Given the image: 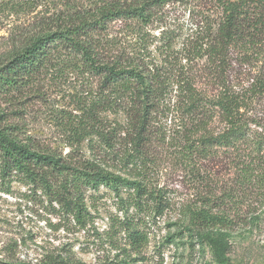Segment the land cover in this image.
Instances as JSON below:
<instances>
[{
	"label": "rangeland",
	"instance_id": "1",
	"mask_svg": "<svg viewBox=\"0 0 264 264\" xmlns=\"http://www.w3.org/2000/svg\"><path fill=\"white\" fill-rule=\"evenodd\" d=\"M99 1L0 0V65L27 38L55 28L58 17ZM205 2L171 0L156 10L145 31L151 40V74L156 70L166 76L186 74L196 80L202 97L213 99L219 92L215 68L193 56V60H183L202 14L207 15ZM101 34L102 59H123L138 50L140 33L125 22L110 23ZM169 46L172 50L166 55ZM48 69L28 89L13 97L1 96L0 112L49 152L100 160L104 168L129 177L118 164V156L127 151L119 134L113 149L95 136L82 141L79 150L70 145L73 127L86 120L85 110L105 92L103 80L89 74L76 59ZM223 70L228 88L241 100L238 117L244 138L233 148L217 150L198 167L186 166L167 145L156 148L158 161L147 176L153 189L161 190L170 203L163 215L152 219L138 214L122 202L125 193L118 197L102 186L88 192L91 217L79 224L53 209L55 205L40 191L0 177V258L13 254L16 260L36 262L50 253H61L85 264H216L208 249H192L182 213L188 206H201L208 193L214 192L213 211L225 214L231 223L227 228L229 264H264V48L248 54L231 52ZM175 96L172 92L157 115L156 127L167 136L179 129ZM98 117L112 125L122 120L109 112H100ZM223 127L217 117L210 124L212 132ZM132 220L144 234L136 247L126 231L125 222Z\"/></svg>",
	"mask_w": 264,
	"mask_h": 264
},
{
	"label": "trees",
	"instance_id": "2",
	"mask_svg": "<svg viewBox=\"0 0 264 264\" xmlns=\"http://www.w3.org/2000/svg\"><path fill=\"white\" fill-rule=\"evenodd\" d=\"M170 1L100 0L93 6L81 7L58 17L55 28H46L27 38L0 65V97H13L28 89L48 68L68 58L81 61L89 74L100 77L105 92L85 110L86 120L73 127L70 145L73 150H79L82 141L95 136L108 149H113L119 134L126 141L127 151L118 156V164L130 176L126 178L104 168L100 160L49 152L37 145L20 124L10 123L0 112L2 180H16L34 192L40 191L55 205L53 209L79 224L87 223L91 217L86 203L88 192L98 191L102 186L118 197L125 193L126 198H121L123 203L138 214L155 219L170 208L162 191L154 190L147 176L150 166L158 161L156 148L167 145L186 166L198 167L203 160L217 154V150L233 148L244 138L238 117L241 100L228 88L223 68L228 65L231 52L248 54L264 48V0H205L207 15L202 14L196 38L183 60L188 62L193 56L209 61L215 68L219 92L213 99L202 97L196 80L186 74L166 76L158 70L151 74L148 46L151 40L145 30L153 22L156 10ZM114 21L136 29L140 43L132 55L123 59L114 56L107 61L102 59L99 38ZM172 92H176L178 102L179 129L174 136H167L156 127L157 115ZM100 112L116 114L122 120L112 125L99 120ZM215 117L224 124L218 133L210 129ZM215 195L209 192L201 206L186 207L182 212L184 227L192 238L189 243L193 250L208 249L216 264H229L231 245L227 228L231 223L225 214L213 211ZM133 223V220L125 222L136 247L144 234ZM0 264L85 263L69 255L50 253L36 262L19 261L9 254L0 258Z\"/></svg>",
	"mask_w": 264,
	"mask_h": 264
}]
</instances>
